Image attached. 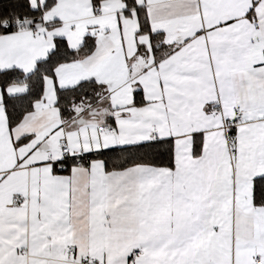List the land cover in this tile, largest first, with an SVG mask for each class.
<instances>
[{"label":"snow or ice","instance_id":"obj_1","mask_svg":"<svg viewBox=\"0 0 264 264\" xmlns=\"http://www.w3.org/2000/svg\"><path fill=\"white\" fill-rule=\"evenodd\" d=\"M0 264H264V0H0Z\"/></svg>","mask_w":264,"mask_h":264}]
</instances>
